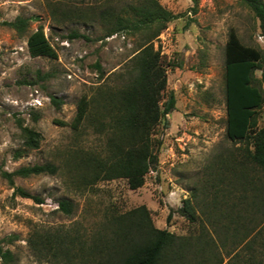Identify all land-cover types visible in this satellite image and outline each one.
<instances>
[{
	"label": "rangeland",
	"instance_id": "rangeland-1",
	"mask_svg": "<svg viewBox=\"0 0 264 264\" xmlns=\"http://www.w3.org/2000/svg\"><path fill=\"white\" fill-rule=\"evenodd\" d=\"M137 1L0 0V237L19 235L6 245L16 253L17 264H41L28 242L35 229L90 234L107 215L142 205L156 227L191 239L182 264L264 260V172L246 162L247 142H234L227 135L225 47L231 29L245 44L264 49L260 20L242 0H159L179 15L153 40L167 66V90L176 97L168 125L163 120L154 133L162 141L159 161L137 189L125 178L83 183L76 151L104 153L106 139L93 120L102 109L97 103L80 130L71 126L78 102L83 95L99 98L100 92L125 83L141 44L139 35L110 34L112 24L98 13L109 7L119 11ZM19 15L31 19L23 35L4 24ZM39 24L56 49V58L30 54L28 36ZM74 31L85 36L71 38ZM38 70L50 73V78L41 79ZM256 76L261 78L262 71ZM52 96L63 103L57 107ZM19 118L40 131L43 139L39 148L16 159L14 152L23 148ZM263 125L264 106L258 114V127ZM46 162L58 166L56 174L14 178L15 185L45 202L15 196L2 171ZM242 171L256 177L241 184ZM64 197L75 204L71 215L57 211L58 200ZM186 197L195 203L196 222L179 211ZM243 223L251 231L241 241L236 233L248 230ZM206 240L210 244L205 248Z\"/></svg>",
	"mask_w": 264,
	"mask_h": 264
},
{
	"label": "trees",
	"instance_id": "trees-1",
	"mask_svg": "<svg viewBox=\"0 0 264 264\" xmlns=\"http://www.w3.org/2000/svg\"><path fill=\"white\" fill-rule=\"evenodd\" d=\"M242 1L260 20L264 32V0ZM84 14L82 18L87 17ZM98 16L112 24L110 34L125 32L139 35L141 44L138 53L131 59L128 69L130 77L125 83L100 92L99 98L90 99L83 95L79 100L71 126L80 130L89 118L94 103H97L102 109L93 120L97 130L105 135L106 150L104 153L77 150V165L84 169V184L125 178L132 189H137L144 184L146 175L159 161L158 150L162 141L155 139L154 133L163 120L168 125L167 115L176 104L174 92L167 90V66L153 40L179 15L164 7L159 0H139L119 11L106 8ZM30 21V17L19 15L4 24L23 35L29 30ZM80 36L85 35L76 31L70 35L71 38ZM28 47L33 57L56 58L58 55L42 24L28 36ZM96 65L101 69L100 63ZM225 65L227 135L234 142L246 141V162L264 172V125L258 127V114L264 106V49L245 44L237 31L231 29L225 47ZM257 70L262 71L261 78L256 76ZM37 75L41 79L51 76L41 70L37 71ZM52 102L57 107L63 103L55 96H52ZM38 119L39 115L34 113V120ZM17 123L21 129L23 148L14 152L16 159L39 148L43 139L40 131L25 125L22 119H17ZM59 123L67 124L64 121ZM57 171L56 164L46 162L24 165L14 171L3 170L2 175L14 187L15 196L43 203L42 196L15 185L14 178L56 174ZM241 174V184H249L248 177L250 182L254 180L255 175L243 171ZM254 183L258 189L259 183ZM74 210L75 204L71 199L64 197L58 200V212L71 215ZM179 211L191 222L199 218L195 203L189 197L183 199ZM244 225V229L248 230L236 233L241 241L246 240L251 231L248 224ZM18 239L16 233L0 237V258L4 264H17L16 253L6 245ZM28 242L41 264L60 261L66 264H182L185 250L192 245L189 237L156 227L145 205L125 213L107 215L105 222L90 234L75 230L72 233L64 229L53 232L35 229ZM209 244L206 240L202 246L206 248ZM250 264H264V260Z\"/></svg>",
	"mask_w": 264,
	"mask_h": 264
}]
</instances>
